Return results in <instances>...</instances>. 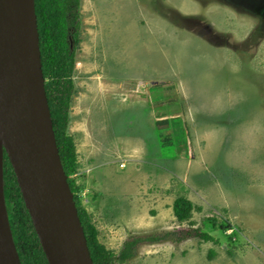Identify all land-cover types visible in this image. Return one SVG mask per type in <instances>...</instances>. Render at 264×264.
<instances>
[{"label":"rangeland","instance_id":"rangeland-1","mask_svg":"<svg viewBox=\"0 0 264 264\" xmlns=\"http://www.w3.org/2000/svg\"><path fill=\"white\" fill-rule=\"evenodd\" d=\"M73 79L75 179L103 245L161 238L125 264H264V0H81ZM188 229L218 243L167 238Z\"/></svg>","mask_w":264,"mask_h":264},{"label":"water","instance_id":"water-1","mask_svg":"<svg viewBox=\"0 0 264 264\" xmlns=\"http://www.w3.org/2000/svg\"><path fill=\"white\" fill-rule=\"evenodd\" d=\"M5 154L49 264H94L57 144L35 0H0V264H22L6 204Z\"/></svg>","mask_w":264,"mask_h":264},{"label":"trees","instance_id":"trees-1","mask_svg":"<svg viewBox=\"0 0 264 264\" xmlns=\"http://www.w3.org/2000/svg\"><path fill=\"white\" fill-rule=\"evenodd\" d=\"M35 4L45 88L57 144L69 185L75 195V203L93 262L94 264H125L136 256L139 245L157 242L161 238H132L125 242L122 251L117 254L100 242L99 230L82 204L79 194L81 187L75 179L80 167L78 152L74 138L69 134L71 107L76 91L73 77L75 75L76 51L80 44L81 0H35ZM71 38L74 42L73 49ZM171 122L173 121H159L158 126H162L159 129L160 132L163 133L166 129L164 126H170ZM175 139L176 136L173 138L166 137L163 142L167 147H172L176 143ZM4 170L6 204L20 260L22 264H49L7 154H5ZM195 210L201 209L196 208L195 204L186 197H180L175 201V216L180 224L190 222ZM190 223L193 224L192 221ZM205 224L213 231L219 228L216 218L206 219ZM221 225L222 231L226 232L228 226H225L224 222ZM197 237L201 241L218 243L215 237L202 229L180 230L168 234L167 238L182 242ZM228 238H232V235H229Z\"/></svg>","mask_w":264,"mask_h":264},{"label":"crops","instance_id":"crops-1","mask_svg":"<svg viewBox=\"0 0 264 264\" xmlns=\"http://www.w3.org/2000/svg\"><path fill=\"white\" fill-rule=\"evenodd\" d=\"M168 116H169V115H165V117L163 116V117H161V118H165V119H168V120H172V119H169Z\"/></svg>","mask_w":264,"mask_h":264},{"label":"clouds","instance_id":"clouds-1","mask_svg":"<svg viewBox=\"0 0 264 264\" xmlns=\"http://www.w3.org/2000/svg\"><path fill=\"white\" fill-rule=\"evenodd\" d=\"M71 39H72V38H71ZM70 41H71V40H70ZM163 120H168V119H163ZM163 120H161V121H163ZM158 122H159V121H158ZM158 122H157V123H158ZM74 196H75V195H74Z\"/></svg>","mask_w":264,"mask_h":264}]
</instances>
